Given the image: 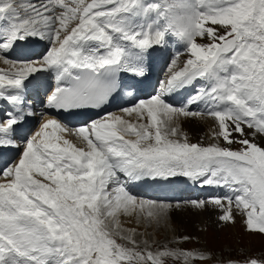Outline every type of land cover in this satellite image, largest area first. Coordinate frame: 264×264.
Returning a JSON list of instances; mask_svg holds the SVG:
<instances>
[{
	"label": "snow or ice",
	"instance_id": "snow-or-ice-1",
	"mask_svg": "<svg viewBox=\"0 0 264 264\" xmlns=\"http://www.w3.org/2000/svg\"><path fill=\"white\" fill-rule=\"evenodd\" d=\"M43 42L34 58H13ZM157 51L172 57L161 90L106 111L136 95ZM0 63V150L16 153L0 169V264L211 260L204 249L150 242L147 229L183 208H213L222 223L235 209L246 230L264 234V0H0ZM48 72L54 87L32 130L29 85ZM188 88L183 104L167 101ZM80 110L104 111L75 127L49 115ZM189 118L214 121L215 142H192L181 124ZM173 181L226 191L186 201L134 194Z\"/></svg>",
	"mask_w": 264,
	"mask_h": 264
},
{
	"label": "rangeland",
	"instance_id": "rangeland-1",
	"mask_svg": "<svg viewBox=\"0 0 264 264\" xmlns=\"http://www.w3.org/2000/svg\"><path fill=\"white\" fill-rule=\"evenodd\" d=\"M170 60L171 58L169 59L165 67H161L160 75L158 76L160 80L165 81ZM161 88L162 84H159L158 90L160 91ZM184 99H186V97ZM216 190L217 189L215 188L213 191L216 192ZM134 194L138 195L140 194V192L138 190H134ZM182 194H186V192H182ZM158 198L159 200L168 199L175 201L174 195L171 190L167 191L165 197L163 196ZM207 211L209 212V214L212 215L209 216L208 213L206 215L207 217H209V222L207 223L208 225L205 227L204 230L203 243L207 247L204 250L210 251L212 253V259L204 262H198V264H226L229 259L243 261L249 257L264 259V243L261 240L264 239L262 238L264 237V234H260L258 232H250L246 230L245 215L243 213H240L234 209V222L222 223L218 221V216L220 215L219 211V213L217 212V214L213 213L211 208H208ZM122 217L123 218L121 219L126 224V226L138 227V230L140 232L145 231V228L142 224L137 225L135 217ZM173 225L174 223H172V221L170 220L169 226L167 227H160L159 229L148 228L147 231L150 233V242L152 240L156 241L157 246L163 244H170V246L173 247L200 249L199 244L194 239V237L191 242L187 244L177 245L175 243V227ZM208 228L210 229L208 230ZM139 238L140 237H138V239ZM220 260H223L224 262H221ZM169 264H174V262L169 261Z\"/></svg>",
	"mask_w": 264,
	"mask_h": 264
},
{
	"label": "bare ground",
	"instance_id": "bare-ground-1",
	"mask_svg": "<svg viewBox=\"0 0 264 264\" xmlns=\"http://www.w3.org/2000/svg\"><path fill=\"white\" fill-rule=\"evenodd\" d=\"M34 45H35V43H31V48L34 47ZM22 51H24V53H28L29 50L26 49V50H22ZM164 52L165 51H157L154 54V58L152 60V66L150 67L146 77L143 78L142 82L138 85L136 95L132 96V97H129L127 95L120 97L116 102L117 108L113 109V110L110 109L111 111H119V109L122 107L130 106L135 101V99H137V98L146 99V98L150 97V93L143 95L140 92L139 88L140 89L149 88L151 86L153 76L155 74V70L160 66V63L163 60ZM183 60H184V58L182 57L181 58L182 63H183ZM51 77H52V80L54 82V77H53L52 73H51ZM188 93H192L191 88L179 90L177 92H173V93L169 94V96L166 97V99H167V101H168V99H172L174 101V106H179V105L183 104L185 101L184 100L179 101L178 96L180 94L187 95ZM1 115H2V113L0 112V116ZM32 119L33 118H30L29 122ZM132 119L135 120L136 117L133 116ZM64 123H68L69 125H72L69 122H64ZM181 124H182L183 130H185L189 134V137H190L192 142L200 141L201 138H203L204 143L215 142L209 136V129L214 126V121H212L211 119L201 120L199 118H189V119L182 120ZM38 126H39V124L37 123L35 125V127L33 128V130L38 128ZM12 153H13L12 150H8V151L0 150V158L2 159V162H5V159L7 158V156L11 155ZM170 183L171 182H159V183L149 182V183H141L137 187L150 189L151 191H157V194H161V193L166 192L168 190V188L170 187ZM190 185H191L190 181H175V186L179 187V188H188V187H190ZM224 191H226V190H222V189L216 190V192L222 193V194ZM184 195H186V194L181 193V195H179V196L182 197ZM211 209H212L213 213L217 214L218 210H215L213 208H211ZM206 211L207 210L196 211V210H193L191 208H183V209L176 210V211L172 212L170 220L172 221V223H174V225H173L175 227L174 236L177 238L180 234H191L194 237V239L198 242L199 248L200 249H206L207 247L203 243L204 230H205V227L208 225L207 223L209 222V217L206 216L207 213L209 214V212L208 211L206 212ZM211 215L212 214H209V216H211ZM125 217H127V216H125ZM121 218H123V217H121ZM209 229L210 228H208V230ZM262 238H264V237H262ZM261 240L264 243V239H261Z\"/></svg>",
	"mask_w": 264,
	"mask_h": 264
}]
</instances>
